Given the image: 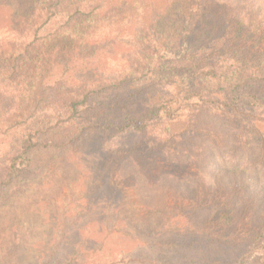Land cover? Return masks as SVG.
Instances as JSON below:
<instances>
[{
	"label": "trees",
	"instance_id": "trees-1",
	"mask_svg": "<svg viewBox=\"0 0 264 264\" xmlns=\"http://www.w3.org/2000/svg\"><path fill=\"white\" fill-rule=\"evenodd\" d=\"M0 10L20 36L0 66V120L23 121L0 162V264H95L109 239L127 241L135 264L174 248L181 264H264V0H0ZM84 127L119 134L125 163L155 146L202 173L171 177L181 201L170 217L108 214L97 246L65 223L48 247L45 232L29 244L8 203L24 195L16 183L33 152L63 149Z\"/></svg>",
	"mask_w": 264,
	"mask_h": 264
},
{
	"label": "rangeland",
	"instance_id": "rangeland-1",
	"mask_svg": "<svg viewBox=\"0 0 264 264\" xmlns=\"http://www.w3.org/2000/svg\"><path fill=\"white\" fill-rule=\"evenodd\" d=\"M11 26L7 13L0 10V66L7 58L5 55H11L8 47L20 44V36L12 34ZM20 28L16 27L22 31ZM115 68L116 66H111L107 71L115 72ZM21 72L23 74L25 71ZM10 82L13 89H22L27 85L23 76L11 79ZM261 85L264 86V83ZM22 123L21 120H10L5 116L1 118L0 162L7 158L5 155L10 146L9 136ZM183 126V123H179L173 128L180 131ZM84 128L72 134L67 139L68 146L63 149L33 152L32 173L16 183L20 190L23 189L24 195L18 197L11 195L13 198L11 197L8 203L13 205L11 214L15 221L22 223V232L29 244L37 241L42 237L41 233L45 232L46 237H42L43 248L45 245L48 247L51 234L57 233L65 223L74 239H88V243L93 241L92 246H97L102 239L100 227L104 216L108 214H120L124 218L134 217L143 225L144 222L147 223V219H151V209L164 207V213L170 217L174 201L176 204L181 201V192L168 191L171 177L181 178L182 184L185 183V177L197 174L198 171L202 173L201 167L192 162L182 163L177 160L180 163L173 165L172 154L167 153L166 157L164 154H156L157 151L152 150L155 146H150L152 148L150 151L143 149L140 161L136 159V165L125 163L121 151L127 146L121 144L119 134L95 133L93 130H87V127ZM157 131L159 130H152L154 135ZM152 132L138 140L146 142L152 137ZM228 168L226 165L220 167L226 171L225 177L230 179L234 169ZM183 240L184 237L178 238L177 246H184ZM188 242L186 239L185 244ZM127 244L129 245L127 241L121 239H109L103 251L95 257L94 263L135 264L137 257L124 253ZM189 249L185 248V254ZM167 251L161 260L157 262L153 260L154 264H181L183 249L174 248ZM177 251L179 255L176 254ZM26 253L28 263H34L36 251ZM167 254L170 255L166 256ZM88 264L91 263L88 261Z\"/></svg>",
	"mask_w": 264,
	"mask_h": 264
}]
</instances>
